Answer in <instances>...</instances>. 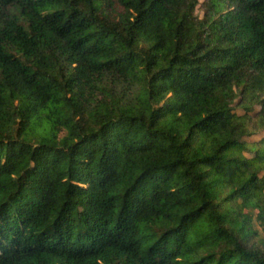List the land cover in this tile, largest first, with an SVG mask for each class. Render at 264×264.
Returning a JSON list of instances; mask_svg holds the SVG:
<instances>
[{"label":"trees","instance_id":"16d2710c","mask_svg":"<svg viewBox=\"0 0 264 264\" xmlns=\"http://www.w3.org/2000/svg\"><path fill=\"white\" fill-rule=\"evenodd\" d=\"M0 264H264V0H0Z\"/></svg>","mask_w":264,"mask_h":264}]
</instances>
